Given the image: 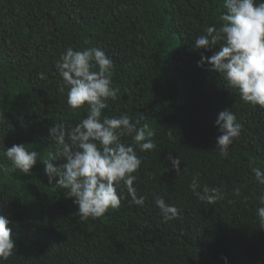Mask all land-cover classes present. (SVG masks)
<instances>
[{
  "label": "trees",
  "instance_id": "16d2710c",
  "mask_svg": "<svg viewBox=\"0 0 264 264\" xmlns=\"http://www.w3.org/2000/svg\"><path fill=\"white\" fill-rule=\"evenodd\" d=\"M225 11L223 0H0V164L11 167L3 152L13 144L40 154L30 174L0 171V215L15 241L0 264H224L222 257L227 264H264L256 214L264 186L252 172L264 169V109L242 101L207 62L198 66L219 45L195 48ZM69 47L102 49L120 89L105 114L142 116L141 126L155 133V150L136 148L142 163L134 187L143 206L122 188L119 208L83 220L67 190L44 174L42 163L55 151L49 128L74 126L88 110L70 108L67 88L59 90L55 64ZM223 110L242 125L226 158L216 144ZM169 155L181 160L179 175ZM196 173L225 198L199 201L189 188ZM156 197L175 206L179 218L164 221Z\"/></svg>",
  "mask_w": 264,
  "mask_h": 264
},
{
  "label": "clouds",
  "instance_id": "9594fccd",
  "mask_svg": "<svg viewBox=\"0 0 264 264\" xmlns=\"http://www.w3.org/2000/svg\"><path fill=\"white\" fill-rule=\"evenodd\" d=\"M223 7L226 11L219 17V27L208 26L205 34L195 40L197 49L219 45V51L206 61L202 56L198 66L207 62L229 89L239 93L242 101L264 109V0H223ZM113 67V60L95 47L84 50L69 47L55 64L60 77L59 90L63 92L67 88V105L79 109L86 104L88 110L85 118L74 126L59 123L49 128L55 151H50L48 159L43 161V171L50 185L67 190V197L73 198L83 220L100 218L109 209L119 208L125 198L123 191H118L122 188L131 197V203L143 206L145 197L137 196L134 187L137 179L134 173L142 163L136 148L152 151L157 147L152 139L155 133L147 124L141 126L142 116L134 120L127 113L119 117L105 114L107 101H115L120 92L113 86ZM38 75L39 79H46L44 73ZM0 119H4L2 111ZM215 124L221 133L216 138L217 150L226 158L229 147L241 134L242 125L230 110L220 111ZM122 137H130V142H123ZM168 137L173 138L171 130ZM38 155L23 144H13L3 152L11 167L0 164V171L30 174ZM61 159L66 162L60 167L51 163ZM166 159L177 175L182 173L178 156L169 155ZM252 172L255 181L264 186V169L255 167ZM189 188L199 201L207 204L225 198L220 187L201 185L198 173L193 174ZM234 194L240 195L239 187L234 189ZM257 199L261 206L256 214L264 229V191ZM155 205L164 221L179 218V210L167 204L163 197H156ZM9 224V219L0 215V262L8 260L15 250ZM222 259L227 264V258Z\"/></svg>",
  "mask_w": 264,
  "mask_h": 264
}]
</instances>
